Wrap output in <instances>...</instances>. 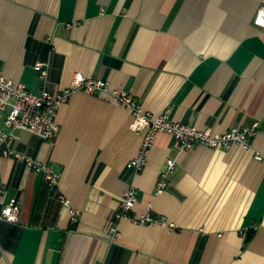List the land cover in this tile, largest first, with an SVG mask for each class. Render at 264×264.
I'll use <instances>...</instances> for the list:
<instances>
[{
    "label": "crops",
    "instance_id": "0c3cea01",
    "mask_svg": "<svg viewBox=\"0 0 264 264\" xmlns=\"http://www.w3.org/2000/svg\"><path fill=\"white\" fill-rule=\"evenodd\" d=\"M263 3L0 0V73L33 93H56L81 72L154 115L169 108V119L215 132L264 122V26L254 23ZM131 118L109 92L75 90L59 105L53 140L14 131L9 146L47 162L58 180L49 188L40 172L0 154V211L12 196L20 203L16 222L0 220V264H264V132L246 148L179 151L161 131L133 173L125 163L141 134ZM167 158L174 167L155 194ZM129 184L137 197L129 214L150 205L164 222L121 218L111 240Z\"/></svg>",
    "mask_w": 264,
    "mask_h": 264
},
{
    "label": "built area",
    "instance_id": "2783aa9c",
    "mask_svg": "<svg viewBox=\"0 0 264 264\" xmlns=\"http://www.w3.org/2000/svg\"><path fill=\"white\" fill-rule=\"evenodd\" d=\"M258 21H264V3L259 6L254 17L255 24L264 26V23ZM43 65L44 62L42 61L34 63V69L39 71L41 77L46 75V69L42 68ZM75 90H82L87 93L109 92L111 97L130 112L132 118L129 128L141 134V143L137 153L125 163V166L133 173L143 169L155 136L161 131L171 135L173 145L179 151L189 149L194 145L223 150L230 148L232 145L246 148L249 147L253 136L259 132H264V122L260 120H252L244 125L235 124L224 131L215 132L209 128H199L196 125L169 119V108L154 115L143 109L131 93L119 89H110L106 80L88 77L81 72H75L70 85L63 87L56 93L46 89L33 93L22 82H14L0 73V113L5 111L2 121L3 126L0 129V154L20 161L34 171L40 172L49 188L57 186L58 173L47 162L11 148L9 140L15 136L14 131L17 129L27 130L44 140H53L58 132L56 114L59 105L67 101L69 95ZM255 158H260V155L255 154ZM174 163L175 161L172 158L165 160V169L159 173L155 183V194L164 190L167 184V173L173 169ZM3 192L4 187L0 184V193ZM58 198L62 203L69 204L68 199L63 194L59 193ZM136 202L135 189L132 184H129L122 193L118 208L108 228L109 239L112 240L118 237L119 233L115 221L121 218H127L132 223L141 225L164 222L163 217L151 215L150 205H148L145 212L130 215L129 213L133 210ZM19 211V199L12 196L0 211V220L14 223L18 219ZM77 214L78 210L71 209L72 220L76 219ZM247 232L243 231L242 234L247 235Z\"/></svg>",
    "mask_w": 264,
    "mask_h": 264
},
{
    "label": "trees",
    "instance_id": "16d2710c",
    "mask_svg": "<svg viewBox=\"0 0 264 264\" xmlns=\"http://www.w3.org/2000/svg\"><path fill=\"white\" fill-rule=\"evenodd\" d=\"M249 235H250V234L248 233V234L246 235V237H245V238H246V239H248V238H249Z\"/></svg>",
    "mask_w": 264,
    "mask_h": 264
},
{
    "label": "snow or ice",
    "instance_id": "6c2138e0",
    "mask_svg": "<svg viewBox=\"0 0 264 264\" xmlns=\"http://www.w3.org/2000/svg\"><path fill=\"white\" fill-rule=\"evenodd\" d=\"M258 22H260V23H264V21H258Z\"/></svg>",
    "mask_w": 264,
    "mask_h": 264
}]
</instances>
